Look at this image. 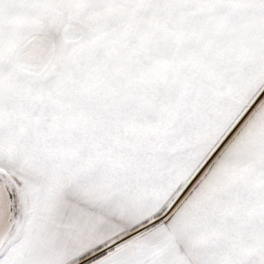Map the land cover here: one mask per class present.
I'll list each match as a JSON object with an SVG mask.
<instances>
[{
	"label": "snow or ice",
	"instance_id": "6c2138e0",
	"mask_svg": "<svg viewBox=\"0 0 264 264\" xmlns=\"http://www.w3.org/2000/svg\"><path fill=\"white\" fill-rule=\"evenodd\" d=\"M2 216L0 264H264V0H0Z\"/></svg>",
	"mask_w": 264,
	"mask_h": 264
},
{
	"label": "crops",
	"instance_id": "0c3cea01",
	"mask_svg": "<svg viewBox=\"0 0 264 264\" xmlns=\"http://www.w3.org/2000/svg\"><path fill=\"white\" fill-rule=\"evenodd\" d=\"M1 230H0V243L3 242L4 237L7 235L6 229L11 228L10 225L7 224L6 220H1ZM56 239L54 233L52 231H49L47 229L42 230L36 234V240L38 243H48L52 240Z\"/></svg>",
	"mask_w": 264,
	"mask_h": 264
},
{
	"label": "rangeland",
	"instance_id": "374dc122",
	"mask_svg": "<svg viewBox=\"0 0 264 264\" xmlns=\"http://www.w3.org/2000/svg\"><path fill=\"white\" fill-rule=\"evenodd\" d=\"M1 220H6L7 221V217L6 216H2V217H0V221ZM0 230H1V223H0Z\"/></svg>",
	"mask_w": 264,
	"mask_h": 264
}]
</instances>
